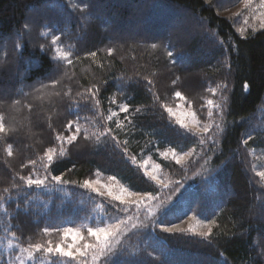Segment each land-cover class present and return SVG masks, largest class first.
<instances>
[{"label":"trees","instance_id":"1","mask_svg":"<svg viewBox=\"0 0 264 264\" xmlns=\"http://www.w3.org/2000/svg\"><path fill=\"white\" fill-rule=\"evenodd\" d=\"M252 5L0 0V264H77L45 249L127 214L85 190L99 178L161 200L96 264H264V25ZM179 103L201 132L167 111ZM189 216L210 234L164 231Z\"/></svg>","mask_w":264,"mask_h":264},{"label":"rangeland","instance_id":"2","mask_svg":"<svg viewBox=\"0 0 264 264\" xmlns=\"http://www.w3.org/2000/svg\"><path fill=\"white\" fill-rule=\"evenodd\" d=\"M209 2L210 0H206ZM253 2L252 10H254V18L256 20H259L261 25H264V4H257V0H249V4ZM242 5H245L243 3ZM250 6V5H249ZM233 8H230L228 10H232ZM242 9L241 8H235L230 13L231 14H238ZM245 20H248V17L245 18ZM254 20V21H256ZM196 81L191 80L190 84L191 86ZM188 87L190 88V85L188 84ZM188 92V91H187ZM172 115L174 118L177 119V121L184 127L188 129H193L198 132H201L200 125L198 124L197 118L192 112L190 108L185 107L182 105V103H179L174 110H172ZM181 121L183 123H181ZM188 156H182L178 157V160L180 162H184ZM143 170L147 177L157 184L160 187L166 188L170 184L166 181V179L163 178V175L161 173L160 168H158L153 162L150 160L146 161L143 167ZM155 177V178H153ZM92 184V187H86L85 190L92 191V195L96 197H102L110 201L112 205L125 209L124 216H120L118 218L109 219L106 224L104 225H98L97 227L100 228H106L111 225L120 224V228L118 230V234L116 238H110V244L113 248V244L118 243L124 235H126L128 232H130L133 228V225L136 227L142 226V224L147 223V218L152 217L159 211L160 207V201L159 198H155L153 196H147V195H136L131 193L129 190L124 188L123 186L118 185L116 182L101 180L100 178L97 180L89 181ZM109 191L112 193L109 195ZM103 193V195L101 194ZM119 196L121 199H114V197ZM169 198L173 199V196H170ZM124 211V210H123ZM100 218L104 219L106 218L105 215H101ZM120 221H124V223H120ZM96 227V228H97ZM179 229H189L193 232H202V231H209V224L202 222L199 219L193 218L192 216H189L185 219L184 222L176 226ZM66 237L70 240L69 244L73 247L70 249L75 255L73 257L78 258L77 264H96L101 257L105 255V253H99L98 248H92L88 247L85 248L84 245H94L97 244L96 237L90 236L89 233L85 234L83 232L79 231H69L67 232ZM83 237V239L81 238ZM103 239V237H101ZM94 240V241H93ZM93 241V242H92ZM92 242V243H91ZM79 248L81 251H83L85 254L83 256L76 253V249ZM95 257V258H94ZM20 260V257H19Z\"/></svg>","mask_w":264,"mask_h":264},{"label":"snow or ice","instance_id":"3","mask_svg":"<svg viewBox=\"0 0 264 264\" xmlns=\"http://www.w3.org/2000/svg\"><path fill=\"white\" fill-rule=\"evenodd\" d=\"M153 47H155V45H153ZM169 56H172V53L169 52L168 53ZM212 91H215L214 89ZM176 96L177 97H180L181 96V93L180 92H177L176 93ZM209 103L211 104L212 101H209ZM124 111H127V108H124L123 109ZM167 111L169 113L172 112V109L171 108H168ZM181 123H183L181 121ZM0 131H3V127L0 126ZM203 131H207V127H205L203 129ZM75 136L71 137L70 138V141L71 140H75ZM249 139H251V136H249ZM245 143H247V141H245ZM11 155V153H9ZM49 160L52 159L51 156L48 157ZM34 163V162H33ZM259 176H261L262 178H264V172H260L258 173ZM155 178V177H153ZM25 178L24 177H21V180H24ZM47 176L43 177V178H37V179H32V178H28L26 180V183L28 186H32V185H36L37 187H40V186H46L45 185V181L47 180ZM53 180L57 181V182H60L61 181V177L59 176H53L52 177ZM84 186L86 187H92V184L89 182V181H84ZM5 191H7V189H5ZM103 195V193H101ZM109 195H111L112 193L109 191L108 193ZM114 199H121V197L119 196H116L114 197ZM120 223H124V221H120ZM133 227H136L135 225H133ZM120 228V224H116V225H111L109 227H106V228H100V227H97V228H89L88 229V233L90 236H93V237H96L97 239V244H94V245H84L85 248H88V247H92V248H98L99 249V253H112L113 252V248L110 244V238H116L117 237V234H118V230ZM48 229H45V232H47ZM66 232H69V231H72L71 229H67L65 230ZM164 231H167V232H173V231H182V229H179L177 228L176 226H173V227H167V228H164ZM210 234V230L209 231H202L199 233V235L203 236V237H207L208 235ZM101 237H103V239H101ZM83 239V237H81ZM51 243V242H49ZM35 249L36 250H39L41 248V245L40 244H36L34 245ZM73 246L72 245H69V248L68 249H64V248H61V246L59 244H57L55 246V248L49 246L45 249V251L49 252V253H52V252H58L60 253L62 256H69V257H73L75 255V253H73L70 249L72 248ZM24 251H27V249H25ZM76 253H78L79 255L83 256L85 253L83 251H81V249L77 248L76 249ZM29 255H31V253H29ZM95 258V257H94Z\"/></svg>","mask_w":264,"mask_h":264}]
</instances>
